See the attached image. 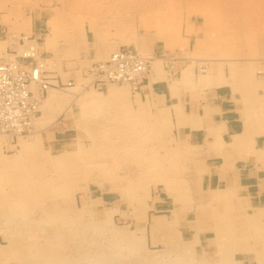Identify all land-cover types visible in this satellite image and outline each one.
I'll return each instance as SVG.
<instances>
[{
    "label": "rangeland",
    "instance_id": "1",
    "mask_svg": "<svg viewBox=\"0 0 264 264\" xmlns=\"http://www.w3.org/2000/svg\"><path fill=\"white\" fill-rule=\"evenodd\" d=\"M263 2L0 0V29L13 43L33 40L51 59V83L58 84L39 108L34 135H0V264H173L165 250L179 249L178 225L152 228L160 215L156 201L164 197L210 214L212 233L218 218L230 247L241 242L235 240L241 197L229 192L224 200L199 202L195 157H172L174 129L164 110L153 112L127 86L93 85L87 72L119 48L159 59L191 48L199 75L227 68L229 80L238 72L237 79L264 89ZM7 46L0 42V56ZM122 86L127 94L106 92ZM248 223L245 230L263 239L264 224Z\"/></svg>",
    "mask_w": 264,
    "mask_h": 264
},
{
    "label": "crops",
    "instance_id": "2",
    "mask_svg": "<svg viewBox=\"0 0 264 264\" xmlns=\"http://www.w3.org/2000/svg\"><path fill=\"white\" fill-rule=\"evenodd\" d=\"M0 42L6 43L7 47L11 43L8 33L1 29ZM178 53L171 60L176 68L166 70L167 65L164 64L167 62H163V69L158 68V71L156 68L154 69L157 74L153 69L151 70L150 74L152 73V75H148L149 77L147 76L143 82L140 99L142 102H148L153 112L163 109L168 116V122L174 129V144L191 150V155L193 154L195 157L193 158L195 166L192 176L197 177L196 180L199 181L197 192L201 194L199 202L201 199L205 202L209 201L208 196H212L215 189L226 188L230 182L232 187L236 189L233 192L241 197V218H243L241 224L244 225L250 221L251 223L249 222L248 225L253 223L261 225L260 223L263 222L256 218L261 211H264V117H261L260 111L258 109L255 111L254 107H260L261 104L264 106L263 85L256 84L257 87L253 88L254 82H240L239 90H235L234 86L237 81L229 80L227 68L220 69L223 77L218 75L216 67H212L209 72L199 75L197 68L192 66V59L188 57L192 53L191 48L188 50L185 48ZM169 64L171 63L169 62ZM161 76L165 78L163 79ZM201 82L204 84L201 85ZM177 86L180 90H176ZM242 91L244 95L241 94ZM155 100L158 101L155 102ZM254 101L256 102L254 103ZM256 103L258 105H255ZM255 114L257 117L254 118ZM250 123L254 127H251ZM218 124L220 125L217 127ZM257 127L258 129H256ZM261 128L263 131L260 130ZM237 136H241L242 139L239 146L234 144V137ZM241 149L243 151H240ZM189 159H192V156H189ZM210 161H213V164ZM155 207L157 208L156 212L160 215L152 221L153 229H159L162 225H178L176 239L180 242L179 249L165 250L167 256L174 257L172 258L173 264H230L232 262V264H257L258 260L256 259H258L259 254H263L261 253V242H259L263 239L255 233L252 234V231H245L246 228L243 229V225L241 226L242 233L237 234L238 237L235 238L236 241L241 242L230 247L228 241L229 246L221 241L222 239L226 241L225 239H228L229 236L225 238L222 233L210 232V214L206 212L196 213L195 209L192 208L183 211L177 203L167 197L159 198ZM247 216L248 221L245 219ZM157 220H160L158 224L155 223ZM248 233L250 237L246 235ZM241 235L243 238H240ZM218 241L219 243H217ZM221 250H228L232 254L230 261L229 256L222 258ZM201 260L202 262H200Z\"/></svg>",
    "mask_w": 264,
    "mask_h": 264
},
{
    "label": "built area",
    "instance_id": "3",
    "mask_svg": "<svg viewBox=\"0 0 264 264\" xmlns=\"http://www.w3.org/2000/svg\"><path fill=\"white\" fill-rule=\"evenodd\" d=\"M9 53L13 54L14 51ZM32 59L24 56L18 60H8L12 62L0 63V133L3 135L15 137L30 132L32 121L39 114L37 107L40 97L51 86L58 85L51 83L56 78L47 73L44 65L32 63ZM143 65L144 69L138 63L137 53L122 49L93 70L107 81L118 84L125 82L137 90L147 71V63Z\"/></svg>",
    "mask_w": 264,
    "mask_h": 264
},
{
    "label": "bare ground",
    "instance_id": "4",
    "mask_svg": "<svg viewBox=\"0 0 264 264\" xmlns=\"http://www.w3.org/2000/svg\"><path fill=\"white\" fill-rule=\"evenodd\" d=\"M259 1V0H258ZM249 2V1H248ZM253 2H254V0H253ZM257 2V1H256ZM262 3V2H261ZM263 4H264V2H263ZM259 5V4H258ZM259 7V6H258ZM257 8V7H256ZM160 29V28H159ZM14 37H16V36H14ZM18 38H15V41H14V43L13 42H11L10 44H9V47H7L6 48V50L4 51V52H2L1 53V56H0V63L1 62H3V63H7V62H12V61H8V60H13V59H17L18 60V58L20 59L21 57H24V56H26V57H32L33 59L31 60V62L32 63H35V64H42V65H44V69L47 71V73H50L49 75L52 77V78H55V73L54 72H52L51 70H49L48 69V66H49V63H50V61H51V59L49 58H46L45 56H44V53H40L38 50H37V48H36V46L33 44V40H30V38H23V37H20V39H18ZM123 48H119V49H117V50H115L114 52H112L110 55H109V57L105 60V61H103V62H100V63H97V64H93L92 66H90L89 68V71L87 72V74H88V77L89 78H91V80H92V84L93 85H97V86H101L102 84H105V85H107V84H115V85H119L118 83H116V82H110V81H107L103 76H99L97 73H96V71L95 70H93L94 68H96L97 66H98V64H103V63H105V62H107L108 60H110V58H112V56L116 53L117 54V52H119L120 50H122ZM9 51H14V53L12 54V53H9ZM102 53H105V52H102ZM135 53H137V59H138V63L140 64V65H142V67H143V69H144V65H143V63H147V67L145 66V69L147 68V71L144 73V76H145V79L147 78V76L148 75H152V73L150 74V72H151V70L153 69H155L156 68V70L158 71V68L159 69H163L162 67H161V63H163V62H170L171 64H172V61L171 60H173L174 59V57H169L168 55L167 56H165L164 58H162V59H159V58H156V57H154V58H150V57H147L146 56V54H148V53H144V54H142V53H140V52H137V51H135ZM176 54V53H175ZM179 54V53H178ZM105 55H107V54H105ZM149 55V54H148ZM45 59H44V58ZM101 57V56H100ZM7 58H9L8 60H7ZM12 58V59H11ZM104 58H105V56H104ZM43 59V60H42ZM150 59H151V61H150ZM173 65V66H172ZM171 66H172V68L174 67V68H176L175 67V65H174V63L172 64ZM203 67L204 66H202V70H203ZM183 68H185V67H183ZM184 70V69H183ZM216 70H218V72H220V70L218 69V67H216ZM186 71V70H185ZM204 71V70H203ZM154 72H155V70H154ZM187 72V71H186ZM156 73V72H155ZM248 73V72H247ZM157 74V73H156ZM159 74V73H158ZM164 74V73H163ZM259 74H260V72H259ZM155 75V74H154ZM161 75V74H160ZM169 75V74H168ZM167 75V76H168ZM218 75H221L222 76V74H221V72L220 73H218ZM215 77H216V75H214ZM238 72H234V73H232V78H233V80H235V81H237L236 83H235V86H234V89L235 90H239L238 89V87H239V85H240V82L242 83V82H246L247 80H246V78H244L243 76L241 77V79H237L238 78ZM149 77V76H148ZM155 77V76H154ZM162 78H163V76H161ZM195 77V76H194ZM158 78H160V76H158ZM165 78V77H164ZM163 78V79H164ZM251 78V77H250ZM145 79H143V81H142V83H140L138 86H137V90H133V87H132V85L131 84H128V83H121L120 85H123L124 87L125 86H127V87H129L130 89H131V94L133 95V97H135V96H138V97H140V91L142 90V88H143V82H144V80ZM167 79V78H166ZM204 79V78H203ZM207 79V78H206ZM216 79V78H215ZM214 79V80H215ZM222 79V78H221ZM56 80V79H55ZM55 80H52V82H55ZM140 80V79H139ZM169 80V79H168ZM210 80V79H209ZM223 80V79H222ZM141 81V80H140ZM221 81V80H220ZM264 81V80H263ZM150 82L148 81V84H149ZM171 83V82H170ZM200 83V82H199ZM202 84H204L203 82H201V85ZM221 84H222V82H221ZM153 85V84H152ZM168 85V84H167ZM167 85H166V87H167ZM198 85V84H197ZM226 85V84H225ZM263 85V84H262ZM122 86V87H123ZM169 86H172V85H169ZM247 86V85H246ZM121 87V88H122ZM124 87H123V89H119V88H113V87H109L108 88V91H106L107 93H109V95H113V96H116V95H118L119 93L120 94H124V93H126L125 91H126V89L124 90ZM176 87V86H175ZM221 87H223V86H221ZM227 87H229V86H227ZM250 87V86H249ZM168 88V87H167ZM201 88V87H200ZM150 89V88H149ZM165 89V88H164ZM180 90V88H178V86H177V88H176V90ZM213 89V88H212ZM248 89V88H247ZM251 89H252V87H251ZM250 89V90H251ZM188 90V89H187ZM229 90V89H228ZM234 90V91H235ZM249 90V91H250ZM264 90V89H263ZM262 90V91H263ZM57 90H55V89H53V86H51L49 89H48V92L47 93H45L44 95H43V97H40V99H39V103H38V107H37V110H38V112H39V108L42 106V104L44 103V101L45 100H47L46 99V97H47V95H48V93H50V92H52V94H51V96H52V98H54L55 97V95H56V92ZM191 91H192V89H191ZM195 91V90H194ZM246 91V90H245ZM122 92V93H121ZM181 92V91H180ZM184 92V91H183ZM182 92V93H183ZM189 92V91H188ZM196 92H197V90H196ZM246 92H248V91H246ZM151 93V92H150ZM198 93H200V92H198ZM236 93V92H235ZM250 93H251V91H250ZM255 93H257V92H255ZM127 94V93H126ZM154 94H156V93H154ZM164 94V93H163ZM172 94V93H171ZM177 94V93H176ZM181 94V93H180ZM201 94V93H200ZM227 94H228V91H227ZM241 94H243V91L241 92ZM248 94V93H247ZM247 94H246V96H247ZM149 95H151V94H149ZM185 95V94H184ZM244 95V94H243ZM249 95V94H248ZM253 95H254V93H253ZM257 96V95H256ZM263 96V95H262ZM197 97V96H196ZM199 97V96H198ZM229 97H230V95H229ZM240 97V96H239ZM243 97V96H242ZM173 98H174V96H173ZM200 98V97H199ZM241 98V97H240ZM160 99V98H159ZM162 99V98H161ZM226 99V98H225ZM246 99V98H245ZM164 100V99H163ZM176 100H179V99H176ZM202 100V99H201ZM156 101H158V100H155V102ZM180 102V101H179ZM233 102V101H232ZM244 102V101H243ZM253 102V101H252ZM256 101H254V103H255ZM249 104H250V102H248ZM253 103V104H254ZM158 104H159V102H158ZM243 104V103H242ZM255 105H258V103H256ZM179 107L181 106V105H178ZM246 106V105H245ZM249 106H251V104L249 105ZM249 106H248V108H249ZM182 107V106H181ZM69 108V107H68ZM247 108V107H246ZM254 109H255V111H256V109H258V111H260V116L261 117H264V106L261 104V106L259 107H254ZM182 110H183V108H182ZM243 110H244V107H243ZM250 110H251V108H250ZM67 113L68 112V109H66L65 111H63V113ZM176 112H178V113H180L179 111H176ZM256 113V112H255ZM40 114V113H39ZM58 115H59V113H57ZM177 114V113H176ZM52 115V116H51ZM55 115V114H54ZM253 115V114H252ZM255 116H256V114L254 115V118H255ZM37 117V116H36ZM55 117H56V115H55ZM159 117V116H158ZM157 117V118H158ZM200 117V116H199ZM257 117V116H256ZM57 118V117H56ZM42 119V118H41ZM143 119V118H142ZM159 120H160V117L158 118ZM179 119H181V118H179ZM249 119H250V117H249ZM36 120H37V118H34L33 119V121H32V124H31V130H30V132H27V133H25V134H17L16 135V137H24V136H26V135H30L32 132H33V135H34V125H35V122H36ZM53 120H55V119H53V114H51V113H45V121L46 122H50V123H53ZM166 120V119H165ZM44 121V122H45ZM179 121V120H178ZM181 121V120H180ZM55 122V121H54ZM247 122V121H246ZM199 123V122H198ZM222 123V122H221ZM224 124V123H223ZM220 124H218L217 125V127L219 126ZM224 126V125H223ZM250 126H251V123H250ZM262 126V125H261ZM264 126V125H263ZM222 127V126H221ZM246 127V126H245ZM251 127H254V126H251ZM249 128V127H248ZM260 128V127H259ZM263 128V127H262ZM262 128L260 129V130H262ZM250 129V128H249ZM256 129H258V127L256 128ZM259 130V132H261ZM65 131H66V129H65ZM249 131V130H248ZM257 131V130H256ZM263 131V130H262ZM61 132V131H60ZM62 132H63V130H62ZM68 132V131H67ZM154 132V131H153ZM158 132V131H157ZM258 132V131H257ZM152 133V132H151ZM150 133V134H151ZM155 133V132H154ZM64 134V133H63ZM251 134V133H250ZM0 135H2L3 136V134H1L0 133ZM149 135V134H148ZM157 135V134H156ZM4 136H6V135H4ZM7 136H9V135H7ZM221 136V135H220ZM220 136H218V137H220ZM258 136V135H257ZM9 137H12V136H9ZM20 137V138H21ZM212 137V136H211ZM184 139V138H183ZM217 139V138H216ZM241 136H237V137H234V144H235V146H239L240 144H241ZM209 141V140H208ZM217 141V140H216ZM0 143H1V141H0ZM168 143H169V141H168ZM172 143V142H171ZM175 143V142H174ZM213 143V142H212ZM218 143V142H217ZM244 143V142H243ZM176 144H178V143H176ZM193 144V143H192ZM175 145V144H174ZM227 145V144H226ZM178 146V145H177ZM215 146H217V145H215ZM225 146V145H224ZM173 147V146H172ZM212 147V146H211ZM191 148H193V147H191ZM235 148V147H234ZM238 148H240V147H238ZM215 149V148H214ZM255 150V149H254ZM63 151V150H62ZM61 151V152H62ZM173 152V154H172V157H174V159H175V157H176V154L177 153H180V154H183V155H187V154H190L191 155V150L190 149H188L187 147H182V146H178V147H176V145L174 146V148H173V150H172ZM178 151V152H177ZM215 151V150H214ZM219 151V150H218ZM233 151V150H232ZM240 151H243L242 149L240 150ZM65 152V151H64ZM59 153V152H58ZM60 154V153H59ZM238 154V153H237ZM240 154V153H239ZM232 155H233V153H232ZM170 156H171V154H170ZM177 156H179V155H177ZM170 157L168 156V159H169ZM221 158V157H220ZM183 159L185 160V158H184V156H183ZM222 159V158H221ZM245 159V158H244ZM190 160V159H189ZM238 160V159H237ZM246 160V159H245ZM186 161V160H185ZM227 161V160H226ZM211 162V161H210ZM213 162V161H212ZM211 162V163H212ZM210 163V164H211ZM215 163V162H214ZM218 163V162H217ZM213 164V163H212ZM244 164V163H243ZM242 164V165H243ZM240 165V164H239ZM218 166V165H217ZM221 166V165H220ZM147 169H149L148 167H147ZM153 169V168H152ZM185 169V168H184ZM154 174V173H153ZM152 174V175H153ZM170 174V173H169ZM191 174V173H190ZM189 175V174H188ZM200 175V174H199ZM202 175V174H201ZM153 177V176H152ZM152 177H150V178H152ZM156 177V176H155ZM167 179V178H166ZM166 179H164L165 181H166ZM134 180V179H133ZM160 180V179H159ZM136 181H138V179L136 180ZM161 181V180H160ZM195 181V180H194ZM135 182V181H134ZM159 182V181H158ZM168 183H169V181H168ZM193 183V182H192ZM195 183V182H194ZM135 184V183H134ZM173 184H174V182H173ZM228 184V183H227ZM136 185V184H135ZM182 186V185H181ZM187 187V186H186ZM125 188V187H124ZM128 188V187H127ZM122 190V189H121ZM234 190H236L234 187H232V184L229 182V184L226 186V188H220V189H215L214 191H213V194H212V196L211 195H209L208 196V199H209V201H214V202H217V201H219V200H224L225 199V197H226V194H229V192H233ZM124 191V190H123ZM122 191V192H123ZM126 191H128V190H126ZM177 191V190H176ZM175 191V192H176ZM180 191V190H179ZM188 192V191H187ZM125 193H127V192H125ZM177 193V192H176ZM165 194H166V192H165ZM180 194H182V193H180ZM184 194V193H183ZM123 195V194H122ZM175 195H177V194H175ZM182 196V195H181ZM151 197V196H150ZM185 197V196H184ZM235 197V196H234ZM120 198V197H119ZM174 198V197H173ZM180 197H179V195H178V199H179ZM236 198V197H235ZM238 198V197H237ZM257 198V197H256ZM156 199V198H155ZM154 200V199H153ZM183 200V199H182ZM237 200V199H236ZM243 201V200H242ZM228 202V201H227ZM221 203V202H220ZM225 203V202H224ZM223 203V204H224ZM101 203H99V202H96V204L93 206V207H96V208H98L99 207V205H100ZM181 204V203H180ZM208 204V203H207ZM218 204V203H217ZM216 204V205H217ZM228 204V203H227ZM213 205V204H212ZM101 206V205H100ZM149 206H151V205H149ZM224 206V205H223ZM229 206V205H228ZM262 206V205H261ZM184 207H186L185 205H184ZM221 207H222V205H221ZM263 207V206H262ZM181 208V207H180ZM216 208V207H215ZM214 208V209H215ZM245 208V207H244ZM182 209V208H181ZM185 209H187V208H185ZM246 209V208H245ZM216 210V209H215ZM215 210L213 211V213H215ZM223 210H225V208H223ZM229 210V209H228ZM228 210H227V212H228ZM183 211H184V209H183ZM219 211V210H218ZM236 211V210H235ZM251 211V210H250ZM193 212V211H192ZM252 212H253V210H252ZM251 212V213H252ZM185 213H187V212H185ZM197 213V212H196ZM201 213V212H200ZM204 213V212H203ZM212 213V214H213ZM217 214V217H218V212L216 213ZM221 214H223V213H221ZM260 215V214H259ZM134 216V215H133ZM221 216V215H220ZM175 217V216H174ZM215 217V216H214ZM141 218V217H140ZM207 218V217H206ZM212 218V217H211ZM221 218V217H220ZM219 218V219H220ZM246 219V218H245ZM211 220V219H210ZM242 220V219H241ZM261 220H263V219H261ZM135 221V220H134ZM143 221V220H142ZM160 221V220H159ZM159 221L157 220V222H155L156 224H158L159 223ZM107 222H108V220H107ZM190 222V221H189ZM239 222H240V220H239ZM250 222V221H249ZM254 222V221H253ZM258 222V221H257ZM97 223V222H96ZM112 223V222H111ZM224 223V222H223ZM241 223V222H240ZM251 223V222H250ZM249 223V224H250ZM137 224V223H136ZM212 224L214 225H217V224H219L220 225V220H218V218L217 219H214V221L212 222ZM225 224H227V225H229L228 223H225ZM236 224H237V222H236ZM253 224H255V223H253ZM261 224V223H260ZM263 224V223H262ZM103 225H105V224H103ZM214 225V227H212V229L213 230H215L216 229V231H218V228L217 227H219L220 228V226H218L217 225V227ZM243 224H241V225H239V228H240V226H242ZM245 225V224H244ZM243 225V226H244ZM129 226V225H128ZM211 226V225H210ZM221 226H224L223 224L221 225ZM230 226H232V224L231 225H229V227ZM98 227V226H97ZM224 227H226V226H224ZM237 227V226H236ZM245 227H247V225H245ZM256 227H258V226H256ZM101 228V227H100ZM206 228V227H205ZM108 229V228H107ZM143 229V228H142ZM225 230H226V228H224ZM227 229H229V228H227ZM231 229H233V228H231ZM243 229H245V228H243ZM258 229V228H257ZM106 230V229H105ZM109 230V229H108ZM204 230V229H203ZM221 230V231H220ZM259 230V229H258ZM216 231H214V233L216 232ZM224 232V230H222V228H220L219 229V231L217 232V233H219V232H221L222 234H223V232ZM243 231V230H242ZM246 231V230H245ZM247 231H249V228L247 229ZM250 231H251V229H250ZM259 231H261V229L259 230ZM263 231H264V229H263ZM107 232V231H106ZM116 232V231H115ZM175 232H177V231H175ZM228 232V231H227ZM231 232V231H230ZM237 232V231H236ZM239 232H240V234L242 233L240 230H239ZM238 232V233H239ZM225 233V232H224ZM229 233V232H228ZM246 233V232H245ZM117 234V233H116ZM144 234V233H143ZM226 234V233H225ZM225 234H223V235H225ZM252 234H253V232H252ZM126 235H128V237L129 236H131V234H129L128 232L126 233ZM246 235H249V233L248 234H246ZM226 236L228 237H230V235L228 234H226ZM226 236H223V237H225L226 238ZM127 237V236H126ZM236 237H238V236H236ZM242 237V235L240 236V238ZM248 237H250V235L248 236ZM247 237V238H248ZM255 237V236H254ZM224 238V239H225ZM231 238V237H230ZM233 238H234V236H233ZM243 238V237H242ZM130 238H128V240H129ZM219 239L221 240V238L219 237ZM250 239V238H249ZM226 241H228L227 239H225ZM237 240V239H236ZM263 240H264V237H263ZM191 241V240H190ZM222 242H226V241H223V239L221 240ZM221 241H220V243H221ZM119 242V241H118ZM129 242V241H128ZM228 242H230V241H228ZM233 242V241H232ZM129 243H132V242H129ZM146 243V242H145ZM217 243H219V241L217 242ZM262 243V242H261ZM223 245V244H222ZM221 245V246H222ZM227 245H228V243H227ZM236 245V244H235ZM229 246V245H228ZM231 246H232V244H231ZM251 246V245H250ZM145 247H146V245H145ZM237 247V246H236ZM260 247V246H259ZM261 249H262V252L261 253H263V255L262 254H259V258L258 259H256V260H258V264L260 263H262V257H264V244H261ZM218 248V247H217ZM220 248V247H219ZM218 248V249H219ZM225 248H226V246H225ZM230 248V247H229ZM234 248V247H233ZM200 249V248H199ZM222 249V248H221ZM227 249H228V247H227ZM232 249V248H231ZM238 249H240V248H238ZM251 249V248H250ZM260 250V249H259ZM186 252V251H185ZM184 252V253H185ZM193 252V251H192ZM226 252V253H225ZM250 252V251H249ZM194 253V252H193ZM220 253H222V255L221 256H223L222 258H226V257H228L229 256V261H230V255H232V254H230V252L227 250H221V252ZM245 253V252H244ZM251 253V252H250ZM257 253V252H256ZM255 254V253H254ZM140 255V254H139ZM199 255V254H198ZM220 255V254H219ZM131 256V255H130ZM220 256V257H221ZM247 256V255H246ZM183 257V256H182ZM246 258V257H245ZM257 258V257H256ZM244 259V258H243ZM203 260V259H202ZM202 260L200 261V262H202ZM181 261V260H180ZM225 261V260H224ZM232 261V260H231ZM238 261V260H237ZM196 262V261H195ZM226 263H227V261H225ZM250 262V261H249ZM264 262V261H263ZM158 263V262H157ZM233 263V262H232ZM232 263H230V264H232ZM251 263V262H250ZM128 264V263H127ZM131 264H133V263H131ZM238 264V263H237ZM264 264V263H263Z\"/></svg>",
    "mask_w": 264,
    "mask_h": 264
}]
</instances>
